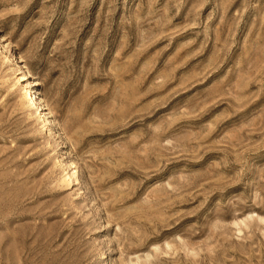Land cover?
I'll return each mask as SVG.
<instances>
[{
  "label": "rangeland",
  "instance_id": "rangeland-1",
  "mask_svg": "<svg viewBox=\"0 0 264 264\" xmlns=\"http://www.w3.org/2000/svg\"><path fill=\"white\" fill-rule=\"evenodd\" d=\"M0 264H264V0H0Z\"/></svg>",
  "mask_w": 264,
  "mask_h": 264
},
{
  "label": "bare ground",
  "instance_id": "bare-ground-1",
  "mask_svg": "<svg viewBox=\"0 0 264 264\" xmlns=\"http://www.w3.org/2000/svg\"><path fill=\"white\" fill-rule=\"evenodd\" d=\"M23 79V78H22ZM37 98L36 97H34V95L33 94H30V93H28V96L26 97V101L27 102H29L30 104L32 103V104H36L37 106H39V110L40 111H45V109H44V106H41L40 105V103L39 102H37V100H36ZM37 109H38V107H37ZM44 114H47V113H44ZM48 118V117H47Z\"/></svg>",
  "mask_w": 264,
  "mask_h": 264
}]
</instances>
